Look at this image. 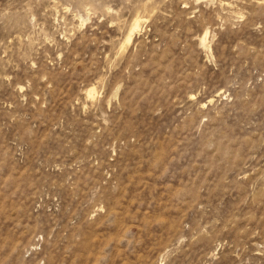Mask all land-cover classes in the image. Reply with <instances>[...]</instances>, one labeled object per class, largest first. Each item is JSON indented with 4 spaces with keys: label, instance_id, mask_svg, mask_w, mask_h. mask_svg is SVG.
Masks as SVG:
<instances>
[{
    "label": "rangeland",
    "instance_id": "obj_1",
    "mask_svg": "<svg viewBox=\"0 0 264 264\" xmlns=\"http://www.w3.org/2000/svg\"><path fill=\"white\" fill-rule=\"evenodd\" d=\"M261 1L0 0V264H264Z\"/></svg>",
    "mask_w": 264,
    "mask_h": 264
},
{
    "label": "bare ground",
    "instance_id": "obj_2",
    "mask_svg": "<svg viewBox=\"0 0 264 264\" xmlns=\"http://www.w3.org/2000/svg\"><path fill=\"white\" fill-rule=\"evenodd\" d=\"M260 1H261V0H260ZM261 2H262V1H261ZM261 2H260V3H261ZM258 4H259V3H258ZM262 4H263V3H262ZM138 25H139L138 22H135V23H134V26L132 25L133 28H132L131 32L128 33L129 35H128L127 38H126V41H127V42H129V41L131 40V38H132V36H133V32H135L136 29L139 28ZM204 35H205V34H204ZM204 38H205V36L203 37V40H205ZM203 45H204V44H203ZM200 46H201V45H200ZM88 93H89L88 95L91 96V94H92L91 91H89ZM93 93H94V92H93Z\"/></svg>",
    "mask_w": 264,
    "mask_h": 264
}]
</instances>
